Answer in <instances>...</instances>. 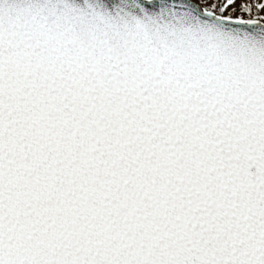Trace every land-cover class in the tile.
I'll list each match as a JSON object with an SVG mask.
<instances>
[{
	"label": "snow or ice",
	"instance_id": "6c2138e0",
	"mask_svg": "<svg viewBox=\"0 0 264 264\" xmlns=\"http://www.w3.org/2000/svg\"><path fill=\"white\" fill-rule=\"evenodd\" d=\"M0 264H264V0H0Z\"/></svg>",
	"mask_w": 264,
	"mask_h": 264
}]
</instances>
